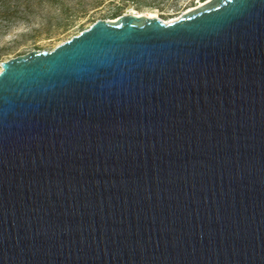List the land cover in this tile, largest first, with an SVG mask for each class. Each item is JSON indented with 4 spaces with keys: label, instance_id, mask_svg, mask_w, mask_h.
<instances>
[{
    "label": "water",
    "instance_id": "1",
    "mask_svg": "<svg viewBox=\"0 0 264 264\" xmlns=\"http://www.w3.org/2000/svg\"><path fill=\"white\" fill-rule=\"evenodd\" d=\"M1 64L0 264H264V0Z\"/></svg>",
    "mask_w": 264,
    "mask_h": 264
},
{
    "label": "rangeland",
    "instance_id": "2",
    "mask_svg": "<svg viewBox=\"0 0 264 264\" xmlns=\"http://www.w3.org/2000/svg\"><path fill=\"white\" fill-rule=\"evenodd\" d=\"M19 9L0 32L1 62L34 48L51 50L98 18L140 12L169 21L207 0H10ZM18 4V5H17ZM17 5V6H16Z\"/></svg>",
    "mask_w": 264,
    "mask_h": 264
},
{
    "label": "trees",
    "instance_id": "3",
    "mask_svg": "<svg viewBox=\"0 0 264 264\" xmlns=\"http://www.w3.org/2000/svg\"><path fill=\"white\" fill-rule=\"evenodd\" d=\"M10 2H11L10 0H0V32L7 25L6 23H4V21L12 20L14 17L18 15L17 13L19 9L12 8Z\"/></svg>",
    "mask_w": 264,
    "mask_h": 264
},
{
    "label": "bare ground",
    "instance_id": "4",
    "mask_svg": "<svg viewBox=\"0 0 264 264\" xmlns=\"http://www.w3.org/2000/svg\"><path fill=\"white\" fill-rule=\"evenodd\" d=\"M135 13H140V12H137V11H134ZM150 16H152V15H150Z\"/></svg>",
    "mask_w": 264,
    "mask_h": 264
}]
</instances>
